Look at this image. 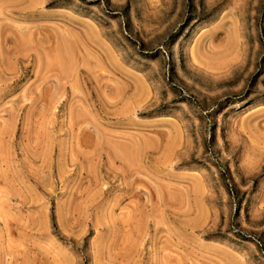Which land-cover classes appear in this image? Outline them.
<instances>
[{"label": "rangeland", "instance_id": "obj_1", "mask_svg": "<svg viewBox=\"0 0 264 264\" xmlns=\"http://www.w3.org/2000/svg\"><path fill=\"white\" fill-rule=\"evenodd\" d=\"M0 264H264V0H0Z\"/></svg>", "mask_w": 264, "mask_h": 264}]
</instances>
